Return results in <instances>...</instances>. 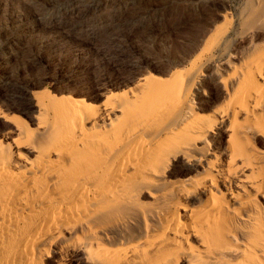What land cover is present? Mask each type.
<instances>
[{
	"label": "rangeland",
	"instance_id": "1",
	"mask_svg": "<svg viewBox=\"0 0 264 264\" xmlns=\"http://www.w3.org/2000/svg\"><path fill=\"white\" fill-rule=\"evenodd\" d=\"M55 1L57 0H0V142L3 146H10V152L15 159H21L18 160L19 165H22L21 162L24 159L32 160L36 157L37 151L33 149L35 145L41 144L43 147L50 146L53 149L56 145L55 141H57L53 129L56 130L58 127L65 126L66 124L62 125V123H65L70 116L68 114L63 117V114L59 115L58 113L59 120L56 118L55 120L58 122L53 124L55 117H53L51 109L43 111V107L36 106L37 99L34 100L33 98L38 97L45 103H48L51 98L54 100L62 98L68 100L72 108L81 104H88L94 107L97 105L98 108L104 109L116 104L117 101L119 104L122 101V96H124L123 93L128 92L127 97H130V100H134L136 95L141 96L139 93L147 86L145 80L150 77H162L166 81L175 71L186 72L193 69L198 71L190 84L189 100H187L194 110L195 117L207 119L211 123L214 122L218 126L217 128H225L232 121L231 109H234L235 105L237 107V104H234L236 98L232 95H236L235 92L238 90L234 89V94L231 90V95H229L230 92L225 94L224 91L222 92V87L220 89L218 81L224 78L231 86H235L246 66L255 68L264 59V19L258 23V27L261 26L259 30L257 29L258 31L251 27L253 26L251 15L256 7V0H70L65 5L72 11L62 23L59 8L54 6L58 4L57 2L64 0L57 1V4ZM62 11L64 12V10ZM28 19L32 21L31 27L25 30L21 29V24ZM223 41L226 43L219 51ZM211 56L218 60L223 58V60L220 63L208 61L207 59ZM201 63L203 65L199 69ZM257 84L259 87L257 86L256 91H264V66ZM172 86L171 84L170 87ZM161 97L165 98V95L161 94ZM161 97L156 98L151 103H145L141 100L132 103L137 106L133 108L130 104L132 109L130 107L131 110H129L127 107L128 110H124V115L121 114L123 111L120 112L121 110L117 109L119 112H114L115 118L123 116V119L120 118L122 125L138 118L136 124L141 126L142 123L141 127H143L146 119L158 114V110L163 108L164 99ZM144 99L149 98H142V100ZM263 109L255 108L254 114L253 112L250 113L249 117L246 116V113L241 112L236 117L237 124L236 119L234 120L236 130L240 132L243 131L242 129L248 130L247 133H250V136L256 131L251 126L255 123L259 126L262 134L254 137V147L251 146L252 149H249L253 154L256 152V156L259 158L264 153ZM144 117L146 119L143 121ZM247 117L249 119L245 121ZM65 118L67 119L63 122ZM5 119L10 120L11 124ZM51 123L54 126H59H56V129L52 128ZM91 127L90 121L84 125V128L88 130H91ZM109 129L110 127L107 126L105 130H100V132H107ZM77 131L82 130L77 128ZM106 132L101 134V138H99V134V136H90L97 141V143L90 142V145L93 147L98 145L99 151L109 147L112 142L111 135ZM82 133L76 134L74 140H79L80 143L82 136H84ZM87 133L91 134L92 131ZM25 134L30 135L29 139L26 138ZM80 134L79 139L77 135ZM209 136L207 139L211 140L212 146L206 149L205 154L198 149L203 145V141L199 142L197 148L193 150V158L197 156L199 161H193L187 165L184 164L181 157L175 159L174 165L166 172L168 174L163 175L166 185L162 189L165 187L173 188V186L174 189H177L182 181L184 182L187 178L191 179L194 176L195 178L192 179H200L203 173L202 169L206 167V159L213 158V154L217 155L222 151L220 149L227 148L226 143H218L217 131ZM142 138L140 143L143 149L140 151L151 146L146 138ZM19 139L23 144L21 142L20 145L18 144ZM69 141V139L65 140L64 143H69ZM164 141L161 140L157 144L161 150L168 146V142ZM94 143L95 145H93ZM91 146L88 149L93 151ZM64 147L62 146L59 150L62 157L67 154H65ZM92 151L80 152L78 160L84 162L85 158L83 157L87 156L88 153L90 155ZM96 151H93L95 154L92 153V156L97 158L92 157L90 159L87 156L86 159H90L92 162L93 159L99 160L106 154H103L105 150L102 153ZM197 151L204 157L203 155L200 156ZM227 151L228 149H226L228 154L229 151ZM137 153L131 154V156H136ZM50 155L53 157L57 154L52 150ZM224 160L221 158L216 162L215 168L224 169ZM249 171L247 169L243 174L246 173L245 176L252 174L253 176V172H256L255 170L251 173ZM256 173H259L258 176L262 174L261 171ZM256 173L255 175H257ZM175 182H178L179 185ZM220 183L213 189L220 191L222 188L224 191ZM166 191L157 193L156 196L153 195L154 197L158 196V199L155 200L146 194L141 196L139 203H143L145 206L141 204L138 207H132L121 204L117 207L109 206L107 209L103 208V211L100 210L99 215L102 214V216H98V221L97 219L95 221L97 224H95L97 226L95 230L98 237L101 238L99 241L91 239L86 233L79 232V229H77L78 232L77 230L72 232L66 230L63 232L65 235H60L59 238L46 241L41 245L39 253L45 256L49 255L44 257L45 264H91L85 261V258L89 256L86 255V251L88 254L90 253L88 248L90 250L96 248L95 259L92 254L93 259L91 258V260L99 261L101 259L100 261H104L107 257V259L118 257L122 260V264H137L146 249L149 250V244H153L151 247L153 248L163 239L161 235L157 236L160 225L152 221L155 219L153 216V218L150 217L151 219L148 218V221H152L149 224L152 223L154 226L152 231L155 233L150 231L146 233L147 237L144 235L145 232H142L140 225V223L143 224L141 222L142 214L139 212L144 210L145 213H143L144 211L142 213L146 216L153 215V211H156L155 208L157 209L158 205H160L159 208L166 207L168 212L170 206L166 204L167 202H163L160 196L164 193L169 194L172 189L168 190L169 193ZM185 198H182L181 202H185L183 205H187L186 202H189L188 205L191 206L187 205L188 209L190 207L196 209L200 206L194 197H187V200ZM227 198L230 204L233 199H230V196ZM192 199L194 200L192 201ZM255 200L263 207L262 194L256 195ZM237 201L239 202V200L232 201L230 207L235 205L237 207ZM122 205L126 206L123 207ZM113 207L116 208L115 211L112 209ZM104 209L111 214L108 213V216ZM132 215H137V217H132ZM187 217L183 216L182 220L189 223ZM184 231L186 232V230ZM103 233L105 234L103 235ZM85 234L86 236H84ZM106 236L108 238H105ZM106 239L108 240L106 241ZM153 239H158V242L153 241ZM189 240V244H184L183 249L191 254L194 253L197 259L203 255L205 248L196 236L189 237ZM62 247L71 250L68 258H60L59 249ZM189 249L193 251L191 252ZM71 255L74 256L71 257ZM91 256L87 258L89 259ZM212 256L214 257L215 254ZM88 259L87 261H89Z\"/></svg>",
	"mask_w": 264,
	"mask_h": 264
},
{
	"label": "bare ground",
	"instance_id": "2",
	"mask_svg": "<svg viewBox=\"0 0 264 264\" xmlns=\"http://www.w3.org/2000/svg\"><path fill=\"white\" fill-rule=\"evenodd\" d=\"M67 1L70 0L57 2L58 4L56 3L57 5L54 6L59 8L61 23L67 19V15L72 11L65 5ZM255 3L256 7L253 13L251 12L253 25L251 27L259 30L261 26L258 27V23L264 19V0H256ZM31 22L30 19L24 21L20 26L21 29L25 30L31 27ZM68 35L70 34L68 33ZM225 43V41L221 43L219 51L222 50ZM219 59L211 56L207 60L220 63L223 58ZM263 63L264 59L255 68L246 66L235 86H231L224 78L218 81L220 89L222 87V92L224 91L225 94L230 92L229 95H231L234 89L238 90L235 92L236 95H232L236 98L234 104H237V107L235 105L234 109H231L232 121L230 120L231 122L225 128H217L218 126L214 122L211 123L207 119L195 117L194 110L188 104L190 84L198 71L193 69L186 72L175 71L166 81L162 77H150L145 80L147 86L139 93L141 96L136 95L134 100H130L126 91L127 93L122 94L124 96H122V101L119 104H117L118 101L115 102L117 105L109 103L111 105L108 107L109 109H101L97 105L95 107L90 105V107L88 104H81L72 108L68 100L62 98L55 100L51 98L48 103L38 99V97L33 98L34 100L37 99L36 106L43 107V111L51 109L50 111L55 117L53 124L59 120L58 113L59 115L63 114V117L68 114L70 116L63 120L64 122L67 119L65 123H62V125H66L61 126V128L56 129L55 127L59 125L54 126L51 123L53 125L51 127L56 129L53 131L56 134L54 136L57 140L55 141L57 146L55 145L52 149L50 146L43 147L41 144L37 146L34 144L33 149L37 151L36 157L32 160L24 159L21 162L22 165H19L20 162H18L20 158L17 160L13 157L9 149L10 146H3L0 142V264H45L44 257L49 255L45 256L39 253V247L46 241L65 235L63 232L66 230L72 232L79 229V232L86 233L91 239L99 241L101 238L98 237L95 230V227L97 228L95 221L98 216H102V214L99 215L100 210L103 211V208L117 207L121 204L138 207L143 204L139 203L141 196L146 194L155 200L158 199V196L154 197L153 195L171 189L170 193L168 191L169 194L160 195L163 202H167L166 204L170 206L168 212L166 207V209L159 208L160 205H158L159 209L155 208L156 211H153V215L146 216L143 214L145 213L144 210H142L143 213L139 212L142 214L141 222L143 224L139 223L142 232H145L144 235L147 237L146 233L152 231L154 227L152 223L149 224L151 220L148 221V218L153 216L155 219L152 221L160 225L157 236L163 237V239L158 237L161 239L160 243L154 245L153 248H151L153 244H149V250L146 249L145 252L142 250L143 255L142 253V256L139 254L141 257L139 260L137 259L139 264H264V205L261 207L259 202L257 203L255 200L256 195L260 193L264 201V153L259 158L256 156V152L254 155L249 151L252 149L251 146L254 147V137L261 135L262 132L256 123L251 124V128L256 130L251 134L252 136L247 133L248 130L242 129L241 132L236 130L235 125L239 113L244 112L249 117L255 108H264V91H256V88L259 87L257 83L263 70ZM202 65L201 63L199 69L202 68ZM171 84L172 87H170ZM161 94L165 95V98H162ZM144 97L149 99L142 100ZM160 97L164 99L163 108L158 110V114L148 119L146 117L141 118L143 121L146 119L143 127H141L142 123L141 126L136 124L138 118L122 125L124 110L127 107L131 110L132 106L133 108L137 106L132 103H137L139 100L151 103ZM130 104L132 106H129ZM40 107L38 109H41ZM117 109L121 110L120 112L123 111L122 117L115 118L114 112L118 111ZM248 117L245 118V121H248ZM56 118L57 120H55ZM126 118H128L127 115ZM5 121L11 124L10 120L5 119ZM88 121L92 124L91 130L84 128ZM134 125L136 126L134 127ZM107 126L110 127L109 131L103 133H109L112 142L103 152L99 151L98 145L94 147L90 145V142L93 141L97 143L90 136L94 137L99 134V138H101L103 133L100 130H105ZM52 128L50 129L52 130ZM77 128H80L82 131L79 132L84 134L80 143L79 140H74L75 135L79 133ZM88 131L89 133L92 131V133L88 134ZM215 131H217L218 143H226L227 148L220 149L222 151L219 154H213V158L206 159V167L202 169L203 173L200 179H192L195 178L194 176L191 179H184L185 181H182L177 189H174V186L173 188L165 187L162 189L166 185L163 175L171 169L175 159L181 157L184 164L187 165L193 161H199L197 156L193 158V150L197 148L199 142L203 141V145L200 144L201 147L198 149L205 154L206 149L212 146L211 140L209 141L207 137ZM25 136L28 139L30 137L29 134H25ZM80 136L81 134L77 135L79 139ZM142 137L146 138L151 146L140 151L143 149L140 143L141 139L143 140ZM139 138L140 141H138ZM68 139L70 140L69 143H64ZM161 140L168 142V146L162 150L157 146ZM17 142L20 145V139ZM17 142L15 143L17 144ZM143 144L145 143L143 142ZM61 145L65 146V154L67 153L64 157L59 153L62 148ZM90 146L93 151L98 150L100 153L106 154L100 157L101 159H93L91 162L90 159L95 157L92 156V153L93 155L95 153L92 149H88ZM226 149L229 151H227L228 154ZM52 150L57 154L53 156L54 158L50 155ZM86 150L92 151L90 155L87 152L90 159H86L88 157L85 156L83 158L87 162L85 159L84 162H80L78 160L79 153L83 151L85 153ZM134 152L138 155L131 156V154L135 155ZM197 152L199 154V151ZM199 155L202 156L203 154ZM195 158L197 160H194ZM221 158L225 159V168H215V163ZM247 169L250 170V173L255 170L256 172L261 171L262 174L258 176L259 173L253 172V176L252 174L245 176L247 174L244 173V175L243 172ZM217 181L221 182L220 185L222 184L224 191L222 188L220 191L214 190L219 183ZM176 183L179 185L178 182ZM227 196L233 199L231 203L234 200H239L236 203L238 206L235 207L234 204V207H230L231 203L229 204L230 201L228 202ZM184 197H194L200 206L196 209L191 207L188 209L186 206L189 202H186L187 205H183L185 203L183 200L181 202ZM195 210L197 211L195 212ZM104 211L109 213L105 209ZM183 216H188V224L182 220ZM196 223L198 224L196 225ZM103 235L101 237H104ZM107 236L105 238H108ZM193 236H196L205 248L203 255L197 259L194 253L191 254L183 249L184 244H189V237ZM158 239H153V241L158 242ZM86 246L88 247V245ZM62 248L59 249L60 258H68L71 250ZM96 250V248L94 250L88 248L90 253L87 254L86 251V255L91 256L93 254L94 256ZM189 250L191 251V249ZM82 252L84 251L82 250ZM73 256L71 255V257ZM93 256L89 259L86 257L89 261L86 258L85 261L91 264H122V260L118 257L112 258L110 256L111 258L107 259V257L104 261H100L101 259L94 261L91 260ZM98 256H96L97 259Z\"/></svg>",
	"mask_w": 264,
	"mask_h": 264
}]
</instances>
